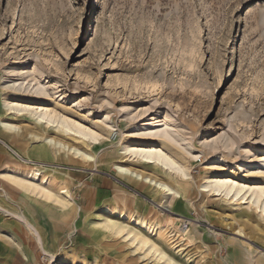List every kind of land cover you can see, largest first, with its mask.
Masks as SVG:
<instances>
[{
    "label": "rangeland",
    "instance_id": "374dc122",
    "mask_svg": "<svg viewBox=\"0 0 264 264\" xmlns=\"http://www.w3.org/2000/svg\"><path fill=\"white\" fill-rule=\"evenodd\" d=\"M0 264H264V0H0Z\"/></svg>",
    "mask_w": 264,
    "mask_h": 264
},
{
    "label": "bare ground",
    "instance_id": "6f19581e",
    "mask_svg": "<svg viewBox=\"0 0 264 264\" xmlns=\"http://www.w3.org/2000/svg\"><path fill=\"white\" fill-rule=\"evenodd\" d=\"M7 106H8V108L9 107L10 108H13V105L10 104V103H8ZM41 116H42L43 119H46L48 117L49 122L52 123V119L50 118V116L47 113L41 114ZM60 125H61L62 129L65 132H72V131H74L75 133L80 134L84 138H92V134L91 133L87 132L82 127H79V126H76V125H75V127L72 126L68 121L63 120ZM145 126H147V125L145 124ZM129 151H131L133 155H135L137 157H140L141 160L143 162H145V163H149V164L160 163V164H163V165H165L167 167H172L173 166V164L168 161L167 157L162 153V151L160 149H157V148H152V149H146V148H143V149H138L137 148V149H135L134 148L133 149V148H131V149H129ZM119 169L121 171L127 172V170H125L123 168H119ZM31 177H35V174L33 176L31 175ZM45 183L47 184L48 181L45 182ZM232 184L233 183H230V181H228V180L225 179V180L218 181V182H216L214 184H211L210 186H216L219 189L220 188L221 189H224L227 194H231L232 192H234V190H236L237 194H239L238 193V192H240L239 189H235V187ZM167 192H171V191L168 190ZM258 202H259V200H258ZM165 207H167V206H165ZM145 227H147V226H145Z\"/></svg>",
    "mask_w": 264,
    "mask_h": 264
}]
</instances>
